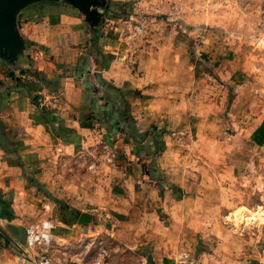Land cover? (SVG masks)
<instances>
[{"label":"rangeland","instance_id":"374dc122","mask_svg":"<svg viewBox=\"0 0 264 264\" xmlns=\"http://www.w3.org/2000/svg\"><path fill=\"white\" fill-rule=\"evenodd\" d=\"M111 1L94 26L111 32L108 55L140 60L147 74L156 65L162 78L155 93L169 148L161 141L155 157L164 176L138 192L107 139L61 152L52 177L67 198L65 215L49 214L51 264H264V0ZM43 2L26 7L28 21L46 16ZM86 35L85 53L104 55ZM86 212L91 227V217L79 220ZM2 248L0 264H27L23 249Z\"/></svg>","mask_w":264,"mask_h":264},{"label":"crops","instance_id":"0c3cea01","mask_svg":"<svg viewBox=\"0 0 264 264\" xmlns=\"http://www.w3.org/2000/svg\"><path fill=\"white\" fill-rule=\"evenodd\" d=\"M43 3L45 17L28 21L30 9H25L21 22L27 56L9 68L12 73L0 59V245L15 253L25 248L26 230L33 222L45 220L54 227L49 218L52 206L65 215L60 201L67 197L56 191L52 177L61 152L79 153L86 144L107 139L118 159H128L132 173L128 178L143 193L164 176L166 164L160 154L155 157L160 142L165 141V154L169 148L168 126L161 121L163 111L155 93L164 86L156 65L147 74L148 67L140 60L130 66L117 55H108L111 32L104 36L97 29L88 32L105 48L104 55L86 54L84 15L72 16L77 11L62 2ZM23 65L29 72L21 75ZM147 95L151 99L144 102ZM86 213L91 227L93 215Z\"/></svg>","mask_w":264,"mask_h":264},{"label":"water","instance_id":"95a60500","mask_svg":"<svg viewBox=\"0 0 264 264\" xmlns=\"http://www.w3.org/2000/svg\"><path fill=\"white\" fill-rule=\"evenodd\" d=\"M42 1L62 2L75 9L84 15L93 29L100 24L104 8L108 7L106 0H0V59L14 64L25 54L28 43L19 31L25 9ZM79 220L81 223L88 222L90 216L82 213Z\"/></svg>","mask_w":264,"mask_h":264},{"label":"built area","instance_id":"2783aa9c","mask_svg":"<svg viewBox=\"0 0 264 264\" xmlns=\"http://www.w3.org/2000/svg\"><path fill=\"white\" fill-rule=\"evenodd\" d=\"M53 225L49 221L30 225L26 230L25 248L23 251V261L27 264H51L52 258L49 254L50 247L54 240ZM42 252L43 254H37ZM142 264H149L143 262Z\"/></svg>","mask_w":264,"mask_h":264},{"label":"bare ground","instance_id":"6f19581e","mask_svg":"<svg viewBox=\"0 0 264 264\" xmlns=\"http://www.w3.org/2000/svg\"><path fill=\"white\" fill-rule=\"evenodd\" d=\"M261 216H262V214L258 213V214H255L254 216H252L251 219H257L259 217L261 218ZM234 217H235L237 222L243 221V219H245V216H244L243 212H240V211L235 212L234 213Z\"/></svg>","mask_w":264,"mask_h":264},{"label":"trees","instance_id":"16d2710c","mask_svg":"<svg viewBox=\"0 0 264 264\" xmlns=\"http://www.w3.org/2000/svg\"><path fill=\"white\" fill-rule=\"evenodd\" d=\"M113 3V2H112ZM7 248V247H6Z\"/></svg>","mask_w":264,"mask_h":264}]
</instances>
